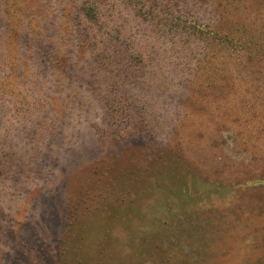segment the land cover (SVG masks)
<instances>
[{
	"label": "rangeland",
	"instance_id": "obj_1",
	"mask_svg": "<svg viewBox=\"0 0 264 264\" xmlns=\"http://www.w3.org/2000/svg\"><path fill=\"white\" fill-rule=\"evenodd\" d=\"M259 1L0 0V264H264Z\"/></svg>",
	"mask_w": 264,
	"mask_h": 264
},
{
	"label": "trees",
	"instance_id": "obj_2",
	"mask_svg": "<svg viewBox=\"0 0 264 264\" xmlns=\"http://www.w3.org/2000/svg\"><path fill=\"white\" fill-rule=\"evenodd\" d=\"M234 1H239V0H234ZM241 1H244V0H241ZM245 1H248V0H245ZM208 2H210V0H201V3H202L201 4V7L204 6L203 3H206L207 4ZM210 3H208V4H210ZM259 4H260L261 8L264 9V0L259 1ZM216 35L217 36H215V39L221 38L219 40L222 41L225 44L227 43L226 46H229V47H232V48L238 47L237 45H235L234 40L231 39L230 37H226V36H223L222 37V36H219L218 33H216ZM218 36H219V38H217ZM256 54L258 55L257 56L258 57L257 58L258 69L262 71V78H264L263 77V75H264V53L263 54L262 53H256ZM207 192H209V191H207ZM206 196L208 198V196H210V195H206ZM194 200H195V203H196L197 199L195 197H194Z\"/></svg>",
	"mask_w": 264,
	"mask_h": 264
}]
</instances>
